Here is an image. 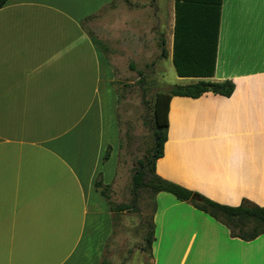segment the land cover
Returning <instances> with one entry per match:
<instances>
[{
    "label": "crops",
    "instance_id": "crops-1",
    "mask_svg": "<svg viewBox=\"0 0 264 264\" xmlns=\"http://www.w3.org/2000/svg\"><path fill=\"white\" fill-rule=\"evenodd\" d=\"M151 5L9 0L0 9V264H101L113 215L95 182L106 183L104 155L120 139L115 64L148 47ZM106 10L110 56L84 28ZM172 23L174 33L175 2ZM210 80L231 81L234 93L171 100L156 174L223 206L264 207V0H223ZM156 205L153 264H264V235L233 238L168 193Z\"/></svg>",
    "mask_w": 264,
    "mask_h": 264
},
{
    "label": "rangeland",
    "instance_id": "rangeland-1",
    "mask_svg": "<svg viewBox=\"0 0 264 264\" xmlns=\"http://www.w3.org/2000/svg\"><path fill=\"white\" fill-rule=\"evenodd\" d=\"M149 1L152 4L150 17L155 25L152 22L151 30L144 35L148 47L132 50V54L123 55L122 61L115 64L113 84L120 95V139L113 154L110 152L112 162L106 169L104 180L107 185L111 184L110 197L116 205L126 204L133 208L113 215L110 237H104L102 261L108 260L112 264H153V255L145 239L150 233V224L154 223L156 197L145 190L135 194L133 178L154 143L152 128L156 95L168 92L175 85L188 84L187 79L178 77L172 62L175 0ZM84 28L104 43L110 56L109 11L86 20ZM149 35L151 40L146 38Z\"/></svg>",
    "mask_w": 264,
    "mask_h": 264
},
{
    "label": "trees",
    "instance_id": "trees-1",
    "mask_svg": "<svg viewBox=\"0 0 264 264\" xmlns=\"http://www.w3.org/2000/svg\"><path fill=\"white\" fill-rule=\"evenodd\" d=\"M9 0H0L2 9ZM127 2L128 0H121ZM223 0H175V26L173 33L172 62L181 79H199L197 83L171 87L168 92L156 95L154 103L153 136L154 143L147 157L141 162V168L133 178V192L148 191L154 198L159 193H168L177 200L191 204L194 208L209 215L226 226L233 238L246 242L264 235V207L245 201L239 207H228L215 203L197 192L178 184L166 181L156 174V163L164 155L169 129V105L175 97L198 99L212 93L231 97L235 85L231 81L212 82L216 71L218 37L220 32ZM94 45L104 54L108 48L101 41L90 36ZM141 76L142 73L140 72ZM111 148L106 151L104 162L110 158ZM101 176L95 182L105 198L112 215L126 212L133 207L126 204L116 205L110 197L111 186L104 185ZM156 212V206L154 213ZM113 219V218H112ZM150 233L145 241L151 250L155 240V225L150 224ZM101 264H112L103 260Z\"/></svg>",
    "mask_w": 264,
    "mask_h": 264
}]
</instances>
